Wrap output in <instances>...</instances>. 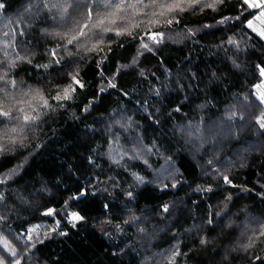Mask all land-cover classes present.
I'll return each mask as SVG.
<instances>
[{"label": "trees", "instance_id": "16d2710c", "mask_svg": "<svg viewBox=\"0 0 264 264\" xmlns=\"http://www.w3.org/2000/svg\"><path fill=\"white\" fill-rule=\"evenodd\" d=\"M5 2L8 4L7 15L11 17L22 10L21 5L25 0ZM236 4L237 0H230L222 13L207 11L203 14L185 15L174 29H164L167 34L178 40L182 38L185 27L198 31L194 37L184 39L180 43L166 41L157 55L146 52L144 56L139 57V67L146 70L147 81L139 76L138 69H127L129 74L122 73L116 82L129 95L124 97L120 91L108 89L102 95L99 106L90 113H85L82 111L83 105L92 98L93 92L107 83L95 67V59L98 58H89L90 62L84 64L81 71L86 81L85 90L65 108L49 112L39 130L34 134L30 133L26 147L17 150L14 156H9L0 163L2 171L5 167L19 163L22 157H28L25 169L16 178L17 182L11 184V188L13 195L16 191L20 192L32 201V206L22 210L18 217L14 215L11 218L9 223L12 228L22 230L33 224H40V231L43 232L52 226L55 220H61L62 229L68 232L66 237L53 236L45 240L43 245L38 244L42 252L37 253L34 264H163L164 255L178 239L183 240L181 246L186 252L188 245L197 250L195 254L188 252V256L181 259V264H221L224 255L222 248L230 246L227 235L215 240L207 251H202L195 244L193 237L183 230L203 214L206 206L204 201L211 195L195 191L198 186L211 184L219 193V196L212 197L209 203H216L218 198L226 194L222 189V181L215 178L212 169L216 167L223 171V167H232L227 164L228 160L235 162V167H232L230 173V176L234 177V183L252 189L251 192L242 191L240 188L227 189L236 203L233 211L246 207L255 214L257 210L264 209V201L258 195L264 191V135H261V131L251 120L243 128L237 129V137H227L215 150L212 145L206 144L199 153L193 150L192 145L185 144L180 134L174 131L176 125H185L189 121L195 124L202 118L209 122L216 120L225 107L234 102L237 95H247L249 90H253V82H259L253 75L252 65L264 59V41L259 40L240 21L225 25L216 23L221 15H237L234 10ZM243 18L242 16L241 19ZM205 24L212 27L205 29ZM46 26L42 20L35 23V29ZM176 33H181V36ZM229 37L241 41L243 50L237 51L227 44ZM27 39L32 41L34 47L43 51L46 41L41 40L40 45H37L35 30ZM119 43H123L124 47L120 48ZM217 45H221V48H217ZM137 46L136 41L118 40L113 45V52L109 53L108 59L101 65L105 77L112 75L117 63H130L136 55ZM225 49L230 59H222ZM159 59H163L164 63L160 64ZM231 59H236L241 68H233ZM37 60L45 62L46 57L38 56ZM165 69L170 70L171 76ZM153 72L155 77L151 75ZM213 72L217 73L219 80L212 76ZM193 73L195 76H192ZM177 77L180 78V83L187 85L183 91L173 82ZM20 78L30 84L39 83L45 87L48 79L57 80L55 72H34L30 66L26 71L20 72ZM160 82L169 84L168 89H162L166 98H157L149 91L152 84L159 86ZM185 94L188 95V100H184ZM205 101L211 103L203 110L199 109L197 105ZM144 107L163 122L162 126H152L151 119H144ZM176 107H181V112H174ZM157 108L160 109L159 113L155 111ZM119 109L126 110L138 120L143 129L147 130L148 138H157L160 147L155 155H146L142 159L124 157L122 163L125 166L120 167L112 164L106 156L91 152V149L98 146V152L108 151L105 143V122L114 110ZM137 109L140 111L137 112ZM120 134L122 137L128 135L123 132ZM131 135L134 136L135 132ZM145 142L147 143V140ZM121 143L130 151V143L124 140ZM38 144L42 147L37 148ZM237 152L240 153L239 157ZM89 155L93 156L99 167L89 165ZM167 156L173 157L171 164L166 162ZM143 159L149 161L148 166L143 164ZM208 160H213V165H208ZM241 163L244 167H240ZM173 164L176 170L173 175H179L181 184L177 188L169 187L161 191L160 182L155 180V177L161 175L163 169H170ZM132 172L143 176L146 181L154 182L137 185L134 183ZM93 176H99L103 183L92 179ZM109 176L115 178L118 187L110 186ZM40 178L47 181L49 192L44 193L41 199L35 200L29 193L41 187ZM79 184L89 187V196L78 201H69L70 210L80 211L88 219L73 228L71 223L64 219L62 205L69 196L76 194ZM130 184L135 191V199L131 201L124 195L130 190ZM105 186H108V191H101ZM92 192H95L96 196L94 203L89 204L88 201L93 200ZM176 201H184V204L178 205L179 211L174 216L165 219L159 206L162 203L171 205ZM194 202L199 203L200 207L197 208ZM103 203H108L109 209H103ZM44 205L58 209L59 215H41ZM129 209L142 219L147 218L148 223L144 226L148 235L138 234L134 227L126 228L122 234H115L114 240L102 235L97 221L104 219L106 214L117 219L126 218L131 214ZM244 219L241 212L237 217V223L241 227ZM176 232L181 235L174 238L173 234ZM229 259L231 264H247L243 259Z\"/></svg>", "mask_w": 264, "mask_h": 264}, {"label": "snow or ice", "instance_id": "6c2138e0", "mask_svg": "<svg viewBox=\"0 0 264 264\" xmlns=\"http://www.w3.org/2000/svg\"><path fill=\"white\" fill-rule=\"evenodd\" d=\"M229 2L230 0H25L21 5L22 10L10 17L7 15L8 4L5 0H0V163L5 158L14 156L17 150L26 147L30 133L34 134L39 130L40 124L49 112L65 108L85 90L86 81L81 71L82 66L90 62L89 58H98L95 59V67L107 83L93 92L92 98L83 105L82 111L85 113H90L99 106L102 95L108 89L118 90L124 97L129 95L116 82L117 77H121L122 73L129 74L127 69H138L139 76L147 81L146 70L139 67L141 63L139 57L144 56L146 52L157 55L162 51L166 41L180 43L184 39H191L198 31V29L185 27L182 38L178 40L167 34L164 29H174L185 15L203 14L207 11L222 13ZM234 10L237 15H221L216 23L225 25L240 21L259 40L264 41V0H237ZM41 20L47 26L35 29V23ZM211 27L210 24L203 25L205 29ZM33 30L37 34V45H40L41 40L46 41L42 52L27 39ZM176 35L181 36V33ZM120 39L136 41L138 45L136 55L132 57L130 63H117L112 75L105 77L101 65L108 59L109 53L113 52V45ZM226 43L232 45L237 51L243 50L242 42L232 37H229ZM118 46L123 48L124 44L119 43ZM216 47L221 48V45ZM224 52L222 59H230L226 49ZM38 56L46 57L45 62L37 60ZM158 62L164 63L163 59H159ZM231 63L233 68H241L236 59H231ZM29 66L34 72L37 70L49 74L55 72L57 80L48 79L47 87L39 83L30 84L20 78V72L26 71ZM165 71L171 76L170 70L165 69ZM252 71L259 82H253V90H249L247 95H237L234 102L225 107L216 120L209 122L202 118L195 124L189 121L185 125L174 127V131L180 134L184 143L192 145L196 153L204 149L206 144L212 145L215 150L216 146L227 137H237L239 135L237 129L243 128L249 120L258 127L261 135H264V59H261L258 64L254 63ZM151 75L155 77L154 72ZM192 76H195V73ZM212 76L217 80L220 79L215 72ZM173 82L181 91L187 86L180 83L179 77ZM168 88V83L160 82L159 86L152 84L149 91L155 97L161 98L164 97L162 89ZM188 99V95L185 94L184 100ZM209 103L211 101H205L197 107L203 110ZM181 110V107H176L173 111L181 112ZM139 111L140 109H137V112ZM143 111L146 113L144 119H151L152 126H162L163 122L147 107H144ZM155 111L159 113L160 109L157 108ZM105 123L107 125L105 143L108 151L100 153L98 152L100 146H98L91 149V152L106 156L114 165L124 167L122 163L124 157L142 159L146 155H155L160 147L157 138H148L147 130L143 129L140 122L124 109L114 110ZM121 132L128 135L122 137ZM132 132H135L134 136L131 135ZM122 140L131 144L130 151L121 143ZM113 145L117 147L114 148ZM36 147L39 148L42 145L38 144ZM237 156H240L239 152ZM241 159L244 158L241 157ZM87 160L91 167H99L92 155H89ZM165 160L171 164L173 157L167 156ZM27 162L28 157L24 156L19 163L0 171V264H34L37 253L42 252L38 244L43 245L45 240L53 236H68V232L61 227V220H55L53 225L43 232L40 231L42 227L40 224L15 230L9 223L14 215L18 217L22 210L32 206V201L20 192L16 191L13 195L11 188V184L17 182L16 178L25 169ZM207 163L211 166L213 160H208ZM143 164L148 166L149 161L143 159ZM227 164L235 167V162L232 160H228ZM232 167H223V171L216 167L212 169L215 178L222 181V189L226 192L222 198L217 199L216 203L208 202L212 197L219 196L211 184L198 186L195 189L197 192L211 195L204 201L206 206L203 214L195 218L191 226L184 228L183 231L193 237L195 244L202 251H207L215 240L227 235L230 246L222 248L224 255L221 264H231L230 257L232 260H246L247 264H264V209L257 210L255 214L246 207L233 211L236 203L227 189L240 188L245 192H251L252 189L234 183V177L230 176ZM240 167H244V164L241 163ZM175 171L173 164L170 169H163L162 174L155 177V180L160 182L161 191L169 187L177 188L181 184L179 175H173ZM131 175L137 185L154 182L146 181L136 172H132ZM92 179L103 183L99 176H93ZM108 180L111 181V187L119 186L114 177L109 176ZM39 183L41 187L29 193L35 200L41 199L44 193L49 192L47 181L40 178ZM129 189L124 195L131 201L135 199V191L131 184ZM101 191L107 192L108 186ZM89 192L88 186L79 184L76 194L69 196L63 202L64 219L68 220L73 228L88 218L80 211L70 210L69 201L88 197ZM91 194L93 200H89V204L94 203L96 196L95 192ZM258 195L264 201V191ZM194 203L197 208L200 207L199 203ZM182 204L184 201H176L171 205L162 203L159 206L160 213L165 219L172 217L179 211L178 205ZM109 207L108 203L102 204L105 210ZM129 212L131 214L126 218L117 219L106 214L104 219L97 221L102 235L109 240H114L115 234H122L126 228L130 227H134L140 235H148L147 228L144 226L148 223L147 218L142 219L131 209ZM241 212L245 217L242 227L237 223V217ZM41 215L55 217L59 215V210L44 205ZM179 235H181L179 232L173 234L174 238ZM182 244L183 240L178 239L177 243L164 255L163 264H181V259L186 258L188 252L196 253L197 250L191 245L186 246L188 248L186 252Z\"/></svg>", "mask_w": 264, "mask_h": 264}]
</instances>
